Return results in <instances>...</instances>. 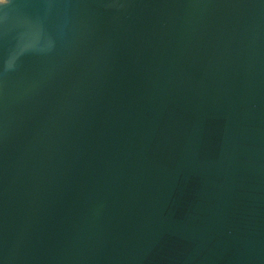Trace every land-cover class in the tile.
<instances>
[{
	"label": "water",
	"instance_id": "water-1",
	"mask_svg": "<svg viewBox=\"0 0 264 264\" xmlns=\"http://www.w3.org/2000/svg\"><path fill=\"white\" fill-rule=\"evenodd\" d=\"M0 264H264V0H0Z\"/></svg>",
	"mask_w": 264,
	"mask_h": 264
}]
</instances>
